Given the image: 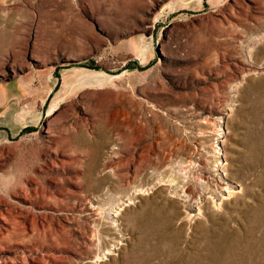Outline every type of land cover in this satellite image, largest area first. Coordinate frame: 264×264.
Here are the masks:
<instances>
[{
    "label": "rangeland",
    "instance_id": "1",
    "mask_svg": "<svg viewBox=\"0 0 264 264\" xmlns=\"http://www.w3.org/2000/svg\"><path fill=\"white\" fill-rule=\"evenodd\" d=\"M0 264H264V0H0Z\"/></svg>",
    "mask_w": 264,
    "mask_h": 264
}]
</instances>
